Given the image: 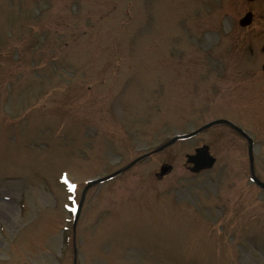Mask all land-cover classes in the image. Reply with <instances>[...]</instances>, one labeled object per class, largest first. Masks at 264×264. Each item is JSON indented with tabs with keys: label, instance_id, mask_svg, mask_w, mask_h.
I'll list each match as a JSON object with an SVG mask.
<instances>
[{
	"label": "rangeland",
	"instance_id": "rangeland-1",
	"mask_svg": "<svg viewBox=\"0 0 264 264\" xmlns=\"http://www.w3.org/2000/svg\"><path fill=\"white\" fill-rule=\"evenodd\" d=\"M232 1L0 0V264H264V191L224 126L94 185L73 229L89 180L217 116L264 164L263 19Z\"/></svg>",
	"mask_w": 264,
	"mask_h": 264
},
{
	"label": "flooded vegetation",
	"instance_id": "flooded-vegetation-1",
	"mask_svg": "<svg viewBox=\"0 0 264 264\" xmlns=\"http://www.w3.org/2000/svg\"><path fill=\"white\" fill-rule=\"evenodd\" d=\"M244 2H245V7H244V11H243L241 17L243 18L247 14H250V16L248 17V20L246 19L244 22L247 24L246 25L240 24V27L242 29L252 27L254 25V23L256 22L255 21L256 16L258 14H260L262 19H263L262 31H263V35H264V0H244ZM232 3H234V1H232ZM236 4H237V0H236ZM261 70H262L263 74L260 75V78H256V83L250 88H254V87L259 86L260 82L264 83V81H263L264 80V70L262 67H261ZM221 80L226 81L227 79L222 78ZM250 88L245 89V90H249ZM227 98H228V101L226 103V106L229 107L232 104L229 101V100L233 99L232 94H228ZM221 118L227 119L229 121V123L224 125L228 131L229 138L232 139L230 142L231 149L228 152L229 157L231 159H233L235 157L234 151L239 152L238 151L239 149H237V143H234L233 140H235V138H237L240 141L242 140L243 143L240 142V145H239V146H241V151L238 155L241 158V160L244 161V168L247 169L252 183L257 188H259L253 181L252 172H254L259 179L264 181V179L261 176V174H263L262 169L264 168V164H262L261 160L259 159V154L257 152V147H256V145L260 141V139L258 140V137H256L255 133L253 131H251L250 129H248L245 125L240 123L238 121V119H236L235 116H233L232 114H224L223 116H217L210 121L221 119ZM216 126H219V125H216ZM219 127H222V126H219ZM219 127H216L215 129H217ZM233 149H234V151H233ZM242 157H243V159H242ZM216 159L218 161L217 156H216ZM259 189L264 191L261 188H259Z\"/></svg>",
	"mask_w": 264,
	"mask_h": 264
},
{
	"label": "water",
	"instance_id": "water-1",
	"mask_svg": "<svg viewBox=\"0 0 264 264\" xmlns=\"http://www.w3.org/2000/svg\"><path fill=\"white\" fill-rule=\"evenodd\" d=\"M220 122H225V120H219V121H215L213 123H210L209 125L205 126V127H208L214 123H220ZM196 132L194 133H191L189 135H181V136H176L174 137L173 139H171L170 141H168L165 145H163L162 147H160L159 149H157L156 151H159L161 149H164L165 147L173 144L175 141H177L178 139L180 138H187V137H190L192 135H194ZM144 156L142 157H139L138 159H136L131 165H133L134 163H136L138 160L142 159ZM187 162L188 163H191L193 164V166L191 167V170L194 171V172H198V171H201L202 169H205V168H208V167H211L213 166V164L215 163V158L210 154V151H209V146L205 145L201 148H198L196 149L195 153L194 154H188L187 155ZM130 165V166H131ZM169 170V166H163L162 169H161V174H165L167 171ZM120 171L114 173L113 175H110L106 178H101V179H97V180H93L91 181L88 186L86 187L85 191H84V195L87 191V189L100 182V181H103L109 177H112L116 174H118ZM258 183L264 187V183L263 182H260L258 181Z\"/></svg>",
	"mask_w": 264,
	"mask_h": 264
}]
</instances>
